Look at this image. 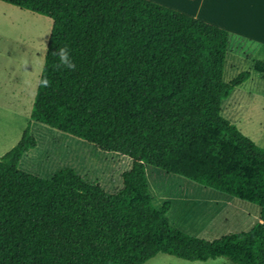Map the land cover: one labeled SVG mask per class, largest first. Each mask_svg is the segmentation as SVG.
<instances>
[{"label":"trees","instance_id":"trees-1","mask_svg":"<svg viewBox=\"0 0 264 264\" xmlns=\"http://www.w3.org/2000/svg\"><path fill=\"white\" fill-rule=\"evenodd\" d=\"M52 20L43 76L19 142L0 157V264H264V148L221 115L250 77L223 80L229 31L149 0H0ZM67 46L75 70L52 53ZM264 73V62L255 63ZM41 76V75H40ZM31 121L132 159L115 193L72 168H19ZM147 166L260 206L249 230L208 241L156 208Z\"/></svg>","mask_w":264,"mask_h":264},{"label":"rangeland","instance_id":"rangeland-1","mask_svg":"<svg viewBox=\"0 0 264 264\" xmlns=\"http://www.w3.org/2000/svg\"><path fill=\"white\" fill-rule=\"evenodd\" d=\"M255 2L263 4L254 5L260 15L251 18L232 20L220 12L210 15L227 26L222 28L231 35L223 80L227 83L241 72H250L249 79L222 102L221 115L264 148V73L254 69L256 62H264V45L242 38L235 31L240 28L249 32L255 28L264 33V0ZM51 28L52 20L48 17L0 1V157L19 142L30 121L44 65L40 53L42 41L47 47ZM25 60L28 64L23 67ZM31 134L36 147L22 156L19 168L43 178L60 169L72 168L89 182L115 193L122 188V174L132 166V159L127 156L100 150L36 121H31ZM146 175L156 208L170 203L167 213L170 224L188 234L212 241L229 233L247 231L259 221L260 206L255 203L155 167L147 166ZM145 264L234 263L225 258L192 262L158 254Z\"/></svg>","mask_w":264,"mask_h":264},{"label":"crops","instance_id":"crops-1","mask_svg":"<svg viewBox=\"0 0 264 264\" xmlns=\"http://www.w3.org/2000/svg\"><path fill=\"white\" fill-rule=\"evenodd\" d=\"M149 1L174 9L186 15L193 16L195 18L197 17L198 19L203 20L205 22L210 21L213 23V25L217 24L221 26L220 28L222 27L226 28L227 26H225L222 23H217V21L211 16L212 14H214V12H220L221 15H225V16L229 15L231 16L230 18L232 20L234 19L243 20L245 18H251L255 15H260L257 13L256 11L257 9H255L254 5L263 4V3L255 2V0H149ZM235 31L242 38H246L252 42L254 41V42L262 43L264 45V33L257 32L255 28L252 31L249 30V32L241 30L240 28L236 29ZM254 32H257V34L253 35Z\"/></svg>","mask_w":264,"mask_h":264},{"label":"clouds","instance_id":"clouds-1","mask_svg":"<svg viewBox=\"0 0 264 264\" xmlns=\"http://www.w3.org/2000/svg\"><path fill=\"white\" fill-rule=\"evenodd\" d=\"M43 43V48L40 50V53L42 54V58L44 62L46 63L47 61V47L46 44L42 41ZM53 56L58 57V63L56 64V67L58 69L64 68L66 70H75L76 65L73 62L71 56H70V51L67 46L57 48L55 51L52 53ZM28 64V61L25 60L23 62V67ZM51 82L47 79L46 76H41L39 77V84L37 87H50Z\"/></svg>","mask_w":264,"mask_h":264}]
</instances>
